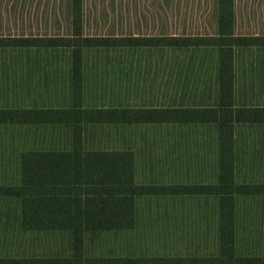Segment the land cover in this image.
Wrapping results in <instances>:
<instances>
[{"label":"rangeland","instance_id":"374dc122","mask_svg":"<svg viewBox=\"0 0 264 264\" xmlns=\"http://www.w3.org/2000/svg\"><path fill=\"white\" fill-rule=\"evenodd\" d=\"M213 1L85 0L87 31L213 34ZM0 5V33L65 31L66 0ZM236 9L238 34L264 35V0H236ZM237 52L234 105L264 110V49ZM70 56L68 49H0V111L39 115L70 109ZM215 57L212 49L87 50L84 105L127 113L214 110ZM216 134V126L197 124L85 127L82 165L107 184L112 197L132 198L137 219L131 231L88 232L84 259L194 264L217 258ZM71 153V126L0 124V264L74 259L70 232L26 231L20 225L23 200L55 159ZM236 168V258L264 264V123L236 127Z\"/></svg>","mask_w":264,"mask_h":264},{"label":"trees","instance_id":"16d2710c","mask_svg":"<svg viewBox=\"0 0 264 264\" xmlns=\"http://www.w3.org/2000/svg\"><path fill=\"white\" fill-rule=\"evenodd\" d=\"M213 34L135 35L91 34L85 0H66L65 31L56 34L0 33V49H68L71 108L39 115L0 111V124H39L71 126L72 153L53 161L43 182L31 197L23 200L20 225L26 231L70 232L73 260L21 259L8 264H126L84 259L87 232H123L136 227L137 213L132 198H114L96 173L82 165L84 130L88 126L161 123L197 124L217 127L218 257L194 264H241L236 258V127L264 123V110L235 107L238 91L237 51L264 49V35L237 33L236 0H214ZM2 5L0 10L2 11ZM7 9V8H6ZM17 9V8H16ZM13 13V6H12ZM0 21V27L4 26ZM58 30H60L58 28ZM212 49L215 51L214 98L216 109L203 112L156 110L120 112L89 110L84 105V53L99 49ZM218 196V199H217ZM253 261V260H251ZM144 262V261H143ZM248 261H246L247 263ZM140 263V262H139Z\"/></svg>","mask_w":264,"mask_h":264},{"label":"crops","instance_id":"0c3cea01","mask_svg":"<svg viewBox=\"0 0 264 264\" xmlns=\"http://www.w3.org/2000/svg\"><path fill=\"white\" fill-rule=\"evenodd\" d=\"M87 233H88V232H87ZM87 233H86V234H87Z\"/></svg>","mask_w":264,"mask_h":264}]
</instances>
